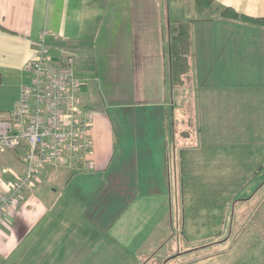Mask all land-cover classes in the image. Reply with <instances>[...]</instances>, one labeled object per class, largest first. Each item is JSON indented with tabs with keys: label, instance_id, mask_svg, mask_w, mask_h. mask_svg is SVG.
<instances>
[{
	"label": "crops",
	"instance_id": "obj_1",
	"mask_svg": "<svg viewBox=\"0 0 264 264\" xmlns=\"http://www.w3.org/2000/svg\"><path fill=\"white\" fill-rule=\"evenodd\" d=\"M215 1L264 17V0ZM210 19L197 21L196 0H0V120L10 116L21 87L31 82L25 67L45 30L54 34L46 37L54 62L74 59L84 82L79 106L93 113L92 166L41 171L38 187L9 207L0 223V264L73 257L85 234L101 239L114 233L137 195L146 200L173 187L178 192L180 182L167 177L166 133L171 137L185 123L178 117L184 95L193 104L186 123L192 132L199 105L194 88L172 87L169 25L193 24L198 85L264 87V28ZM21 155L0 149V198L25 171ZM177 161L175 153L174 166ZM253 210L255 217L232 222L226 233L223 227V235L205 236L204 247L214 246L193 264H264V205ZM102 242L84 249L86 257L105 252Z\"/></svg>",
	"mask_w": 264,
	"mask_h": 264
},
{
	"label": "rangeland",
	"instance_id": "obj_2",
	"mask_svg": "<svg viewBox=\"0 0 264 264\" xmlns=\"http://www.w3.org/2000/svg\"><path fill=\"white\" fill-rule=\"evenodd\" d=\"M196 68L197 65L198 72ZM197 82L195 75V87L191 84L190 89H195L199 106L190 145L182 139V134L179 136L182 141L178 143L173 140V132L171 137L166 133L171 138L165 140L169 161L167 177L175 182V175L179 174L178 192L173 187L165 194L146 200L137 195L128 205L130 211L124 223L109 237L102 235L99 239L85 234L77 246L81 251L75 256L68 254L43 261L48 260L50 264H89L90 260L92 264H193L196 255H205L202 240L205 236L223 235V227H227L226 233L232 222L255 217V204L264 205V87L251 89L255 87L251 83L244 85L247 88L232 90L212 86L209 81L199 85ZM183 97L185 108L178 110V117L179 121L187 122V112L193 104L187 95ZM182 131L185 129L178 132ZM175 153L178 155L176 166ZM101 240L111 247V254L102 247L105 245L102 242L99 249L105 252H95L87 258L86 251L99 246Z\"/></svg>",
	"mask_w": 264,
	"mask_h": 264
},
{
	"label": "built area",
	"instance_id": "obj_3",
	"mask_svg": "<svg viewBox=\"0 0 264 264\" xmlns=\"http://www.w3.org/2000/svg\"><path fill=\"white\" fill-rule=\"evenodd\" d=\"M45 30L37 43V54L25 70L29 85L21 87L19 99L5 120H0V149L18 150L25 171L0 198V223L9 207L28 190H35L44 169L89 168L93 154V113L79 106L84 85L72 57L54 62Z\"/></svg>",
	"mask_w": 264,
	"mask_h": 264
},
{
	"label": "trees",
	"instance_id": "obj_4",
	"mask_svg": "<svg viewBox=\"0 0 264 264\" xmlns=\"http://www.w3.org/2000/svg\"><path fill=\"white\" fill-rule=\"evenodd\" d=\"M197 21H201L204 18H211L210 20H223L231 22H239L245 25L256 26L264 28V17L253 18L238 13L231 7L221 6L216 3L215 0H196ZM207 15V16H206ZM0 29L5 28L0 23ZM193 24L192 22H175L171 23L168 28V43H169V55H170V79L173 88L179 90H187L190 85H194L195 75V51L193 40ZM191 118V115L189 116ZM191 120V119H190ZM195 116H192V126L196 124ZM188 122V120H187ZM180 124L179 129L173 131V135L176 141L179 143L192 136V131H189L186 127V123ZM185 129L179 133L178 131ZM181 135V137H179ZM174 137V139H175ZM16 155L18 150H14ZM178 173L175 175V181L178 180ZM180 182V181H179ZM181 186V185H180Z\"/></svg>",
	"mask_w": 264,
	"mask_h": 264
}]
</instances>
